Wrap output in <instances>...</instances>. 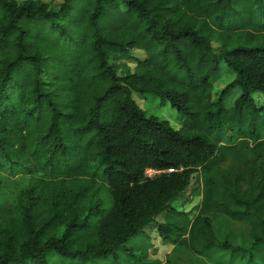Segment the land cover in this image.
<instances>
[{
    "label": "trees",
    "instance_id": "obj_1",
    "mask_svg": "<svg viewBox=\"0 0 264 264\" xmlns=\"http://www.w3.org/2000/svg\"><path fill=\"white\" fill-rule=\"evenodd\" d=\"M219 218L249 247L218 243ZM149 231L264 250V0H0V264L129 263Z\"/></svg>",
    "mask_w": 264,
    "mask_h": 264
},
{
    "label": "rangeland",
    "instance_id": "obj_2",
    "mask_svg": "<svg viewBox=\"0 0 264 264\" xmlns=\"http://www.w3.org/2000/svg\"><path fill=\"white\" fill-rule=\"evenodd\" d=\"M43 1L61 2V0ZM133 54L138 57L144 56L143 53L139 52H134ZM132 70L133 64L127 60H121L117 73L119 76H123L132 72ZM220 78L224 84L231 82L234 78V74L225 64L221 66ZM133 97L146 115L154 114L160 119L167 120L174 128L180 126L179 123H181L183 116L178 115L168 105L159 106V102L149 95L141 98V95L134 93ZM192 183L195 184V179L192 180ZM189 194V191L185 193V196L189 199V202L185 205L186 211L195 206L200 200L199 197H190ZM175 206L179 208V204H175ZM213 231L218 243L225 241L231 245L240 246L242 249L249 247L248 237L250 238V227L247 223H235L226 218H219L213 222ZM148 235V241H144L140 237L128 244V247L131 248L135 256L133 262L128 263L125 259L122 261L119 259L116 263L108 260L98 262V264H264V250L260 254L253 255L254 257H250V254L244 253L232 254V256L226 258L223 257L219 248H213L199 256H193L171 244L163 243L155 231H149ZM252 258L254 259L253 261Z\"/></svg>",
    "mask_w": 264,
    "mask_h": 264
},
{
    "label": "built area",
    "instance_id": "obj_3",
    "mask_svg": "<svg viewBox=\"0 0 264 264\" xmlns=\"http://www.w3.org/2000/svg\"><path fill=\"white\" fill-rule=\"evenodd\" d=\"M155 173H156V171H153V170H147L146 171V175L149 176V177L152 176Z\"/></svg>",
    "mask_w": 264,
    "mask_h": 264
},
{
    "label": "clouds",
    "instance_id": "obj_4",
    "mask_svg": "<svg viewBox=\"0 0 264 264\" xmlns=\"http://www.w3.org/2000/svg\"><path fill=\"white\" fill-rule=\"evenodd\" d=\"M146 171H147V170H146ZM171 171H172V170H171ZM153 175H154V174H153ZM153 175H152V176H153ZM148 177H149V176H148ZM150 177H151V176H150Z\"/></svg>",
    "mask_w": 264,
    "mask_h": 264
}]
</instances>
